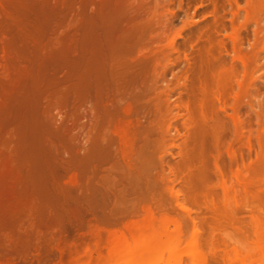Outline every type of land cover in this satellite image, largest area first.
<instances>
[{"label":"bare ground","instance_id":"6f19581e","mask_svg":"<svg viewBox=\"0 0 264 264\" xmlns=\"http://www.w3.org/2000/svg\"><path fill=\"white\" fill-rule=\"evenodd\" d=\"M162 4L166 5L160 0L152 4L149 0H0V261L11 264L35 250L43 256L30 264H47L54 251H58L57 264H74L79 257L77 264H185L184 251L154 250L160 226L167 227L169 214L175 211L168 206L171 175L197 166L196 172L186 173L184 189L174 193L176 205L186 212L191 208L178 198L191 200L201 185L208 186L212 170L219 175L220 186L216 185L223 190L228 207L259 195L255 183L264 173V99L255 97L256 107L252 105L253 79L246 71L262 49L259 41L242 49L234 46L240 26L225 32L234 41L232 59L243 68L241 77L235 79L232 65L216 55L215 46L220 45L213 44L211 24L209 45L197 48L193 62L186 60L183 67L173 70L177 60L171 56L179 51L175 41L195 22L183 19L168 37L165 30H157L168 27L160 11ZM243 7L249 11L246 15L255 17L260 0H248ZM168 69L172 71L166 78ZM176 90L179 103L172 97ZM245 102L251 106L255 116L251 123L257 127H251L255 133L248 129L243 145L248 156L253 139L258 149L253 150L254 162L237 169L245 177L236 175L244 185L240 196L237 188L225 183L220 154H211L228 133L233 138L225 151L231 161L236 160L232 145L243 136L245 120L239 107ZM180 116L185 132L177 126L172 131V123ZM182 135L178 145L182 159L175 166L167 164L166 170L163 156L169 141ZM220 201L207 206L214 215L221 211L219 222L224 218L226 226L238 227L230 223L226 215L232 212ZM240 205L235 209H242ZM261 208L255 206L258 213H263ZM191 223L185 255L190 264H210L218 249L211 242L214 233L210 244L205 238L203 242V224ZM146 224L151 232L140 236ZM184 228L186 223L174 222L176 243ZM87 234L93 244L87 243L84 249ZM223 236L232 237L227 231ZM259 240L255 244L259 256L253 259L264 264V243ZM104 247L105 255L101 253ZM251 252L228 256L227 261L251 264Z\"/></svg>","mask_w":264,"mask_h":264},{"label":"rangeland","instance_id":"374dc122","mask_svg":"<svg viewBox=\"0 0 264 264\" xmlns=\"http://www.w3.org/2000/svg\"><path fill=\"white\" fill-rule=\"evenodd\" d=\"M160 1H162L163 3L166 4V5L162 4V6H160V9H161L160 11L163 12L162 13L163 15H166V16H163V19L164 20L166 19L165 22H166V27L168 26L167 27L168 29L165 27H159L162 29L158 28L157 30H160V31L165 30L169 34L168 37H170L174 33L173 30L179 29V27L183 23L182 22L183 19L186 18V20H189V21L191 20V21L195 22L193 25H190L189 27L183 29V31H181L182 36L177 38L175 41V46L179 49V51L173 52V54L171 56L172 59L177 60L176 65L173 66V70H178V68L183 67V65H185V63H186V60L189 62H193L194 61L193 58L195 57V53L198 50L197 48H200V49L202 48V50H203L204 47H207L209 45L207 35L211 34V31H210L211 24L214 26V29H215L214 32H212V34L214 35L213 44L214 45L217 44V46L220 45V47H223V48H221L223 50L222 51V50H219L220 47L218 48L215 46V48H217V50H218V51L216 50L217 53L216 52L215 53H216V55L219 56V59L220 58H221L220 60L223 59L225 61V63L228 64V66L232 65L231 67H233V70L235 69L234 72H236V76H237V77L233 76L235 79L241 77L243 68H242L241 63L238 60L232 59L233 58L232 54L234 52L232 44H234V41L231 39V37L229 38V36H225L224 35L225 32L230 33L231 31H233V29L234 30L236 28L238 29L240 26L239 37H238V40L237 39L235 40L236 43L234 44V46L235 45H236V47L240 46L242 49H246V48L250 47L252 43L259 41L258 47L259 48L262 47V49H259V52H258L257 58H256L257 60H255V64L252 65V68L250 67L251 70L249 68L246 70L248 73H250V76L253 79V88H251V92H250L251 95L253 96L251 103L253 106L256 107L257 99L255 97H259V98L264 99V46H263L264 45V0H260V8L261 9L259 10V13H258L260 16L257 14L255 16L257 19L254 17V15L251 16L252 15L251 13H253L251 10H250L251 15L248 16L249 11H246L244 9L245 7H243V5L245 6V2L247 3L248 0H201V2H200V0H180V1L179 0H170L169 2L168 1L165 2L163 0H160ZM199 3H201L200 6H198ZM149 4H152V0H149ZM167 9H169V10L167 11ZM246 13H248V14L246 15ZM0 15H1V13H0ZM233 18H235L236 20ZM235 21H236V23H235ZM169 24H172V26H170ZM237 24H239V25H237ZM241 27H243V28H241ZM197 35H199L200 38ZM163 42L165 43V40H163ZM163 42H161V43L163 44ZM191 45H192V48L190 47ZM236 47H235V49H236ZM224 49H227L226 53L228 52V54H225ZM183 54H185V56ZM179 66H181V67H179ZM171 71H172V69H168L166 71V73H165L166 78L170 77ZM182 80L183 79L181 78V81ZM180 90H181V95L185 99L186 88L183 87ZM172 95H173L172 97H175L176 103H179L180 94H179L178 90L173 92ZM176 111H178L179 113L184 112L183 109H176ZM227 112H231V108H227ZM262 112H264V104H263ZM239 115L245 120L244 121L245 123L243 125V136H242L241 140L233 143V145H232L233 150H235V152H236V160L233 159V161H231V159L229 158V156H227V153L225 151L227 143L229 141H231L230 139L233 138L232 134H229V135H231L230 137L228 136L227 131H226L227 134L224 137H222L217 148L214 149V150H218L219 152L212 150L213 152L211 155L215 156L217 153L220 154V156L217 155L219 158L218 162L222 167L223 177L225 179L226 185L229 187L232 185L233 187H235L239 190L238 193L239 192L241 193V191L244 189V185L242 183H240L241 181L239 182V179H242L245 177H243L241 174H238L237 169H241L243 165H246L247 163H249V161L252 162L254 160L255 154L253 152H255V151H253V150H254V147H255V149H258V146H257L258 143H257V141H255V139H253L254 141L252 140L254 142L253 143V149L251 151L252 153H250L251 155L249 154V156H248V151H247L246 146L243 145V141L245 140V135L247 134L248 129H250L251 127H253V128L257 127V124L255 122L251 123V120L254 121L255 116H254L252 109H251V106L248 102L247 103L245 102V103L240 105ZM185 117H186V115L184 114V118ZM184 118H182V116H180L177 120H175L172 123L171 130L173 131V126H177L179 128L180 132H185V128H184V124H183ZM225 118H227V117H225ZM253 128H251V132L253 131L252 133H255L254 132L255 130H253ZM183 139H184V136L182 135L181 137L177 138L174 141H171V140L169 141L170 144L167 147L168 153H166L163 156V163L166 165L165 166L166 170H168L167 164L170 166H173V165L175 166V163H179L180 159H182L181 158L182 156L179 153L178 145L183 141ZM209 153H211V152H209ZM212 156H211V159H212ZM209 157H210V154H209ZM250 164H252V163H250ZM196 167L197 166H195V165L192 166L191 170L190 169L185 170L184 171L185 173L182 172V175L178 174L175 177L172 175L170 176V178L172 179V184H171L170 192L168 194V206L170 205L169 207H171V208L173 207L172 209H174L175 211L170 212L169 223H168L167 227H164V225L160 224L161 226L159 229H160L161 233L159 234V236L156 239L154 250L156 252L161 251L164 253H166L167 250H169V249L170 250H177L180 252L184 251L182 263L190 264L188 256L185 255V251L187 252V250H189L190 244L188 246V243H189L188 241L191 238L190 236L192 234V227H191L192 223H191V221L195 220L196 222H201L203 224V227L205 229L204 230L205 234H206V236L208 235L207 237H205V234L203 232V235H204V237L202 235V241L203 242H204L203 238H205V242H208V243L211 241L212 237H213L212 238L213 240L216 238L215 241H217V242H215L213 240L211 242L215 243L214 244L215 246L213 245V247L218 248V249L217 250L215 248H214L215 250L213 249L215 251V257H213V259H211L209 261L210 264H212V263L213 264H229L230 261L229 262L227 261L228 256L234 257L235 254H237V253L238 254L239 253L245 254L249 251L250 252L252 251L251 253H254L252 256V261L250 263L251 264H257L258 263L259 264V262H256L253 259V257L257 258V256H259L257 251H256V249H257L256 247L258 246L257 241L260 239V240H263L262 242L264 243V239H263L264 238V211L260 210L263 213H258L257 209H255V206H256V208H259V209L261 208V206L262 207L264 206L263 205L264 204V173L259 176V179L255 183V188L257 189L256 191H258L259 195H256L255 197H251V198L248 197V199L245 200L246 204L243 203L244 200L243 201L241 200L242 203L244 204V207H243V204H241L242 209L240 207V209L236 210L238 208V206L240 205L239 199H241L240 198L241 194L239 193L240 196L238 197L239 199L237 202V204H239V205H235V204L231 203L234 206L230 205L231 207L230 206L228 207L225 204L226 201H225L224 196H223L224 194L222 195L223 197L221 196V193H223V190L221 189V187H219L220 186L219 185V178H218L219 175H216V172L214 173V170L209 171L210 175L206 179L208 181H207V183L205 182L208 186H204V184L201 185L200 190H197L198 194L192 196L191 200H184L182 195L178 198V202H180V203L183 202L188 207L191 208L190 212H186V211L180 209L178 207V205H176L174 193L176 190H180V188L184 189V187L186 186V184H185L186 180L185 179L188 177L187 174H189L191 171H192V173L196 172ZM211 169H213V168H211ZM211 169H209V170H211ZM186 171H188V172H186ZM185 175L187 177H185ZM236 175H239L240 178L238 179V177H236ZM217 183L219 186L216 185ZM221 197H222V200L224 201V203H223V201L222 202L220 201ZM211 199H213V200H211ZM216 201H220L221 206L223 205L224 207L223 206L222 207L226 208V210H228L229 213L232 212V215L229 214V217H228V215H226V216L229 219L231 218L230 223L233 221L235 223L234 225L238 226V227H236L237 229L235 227L232 228L233 227L232 224H231L232 227H229V226H226V224H223V223H226V220L224 221V218H222L225 215H223L221 217L222 223H221V221L219 222V220H220L219 216L221 215V213H220L221 211L218 210L219 212H217V215H214L216 212L211 211L212 209L210 210V208H208V206L210 207V205H211L209 202L215 203ZM217 203L219 204V202H217ZM205 204H206V207H205ZM218 204H217V206H218ZM245 205L251 206L252 209L254 208L255 209V210L253 209L254 212L255 211L257 212V213L255 212V214H258V216L256 215L257 216L256 217L254 215L253 210L250 209L249 206H247L248 210H247V207L245 209ZM235 206H237L236 209H235ZM220 208L221 207H219V209ZM232 208L236 211V213ZM261 209H263V208H261ZM223 211H225V210L222 209V212ZM249 211H251V214H253L255 219L253 218V216H251ZM213 212H214V214H213ZM228 212H226V213H228ZM216 216H218V217H216ZM233 218L235 221L233 220ZM212 219L213 220L217 219L218 222L216 220V223H214L215 220L213 221ZM174 222H181L183 224L186 223V228H184L183 235L181 237V240L178 243H176L173 240ZM215 224H217V225H215ZM227 224H229V223L227 222ZM206 225H208V228ZM224 226H226V228H223ZM211 227H212V229H211ZM228 227H229V229H228ZM209 231H210V233H209ZM220 231H222V232H220ZM225 231H227L229 233V235H232V237H234L236 234L237 235L239 234V235L238 236L236 235L235 237H237V238H234V239L232 237H230V239H228V237L225 239V237L223 236V234L225 235ZM150 232H151V227L149 224H146V226L144 225V227H142L139 234H141L140 236L145 237V236H148L150 234ZM167 232L169 233V235H167L168 234ZM259 232H261V233H259ZM73 233L74 232L71 230L69 235L72 236ZM213 233H214V235H212ZM221 233H222V235H221ZM211 235H212V237H211ZM128 237L130 239L129 235H128ZM91 238L92 237H90L88 234L85 235V237H83V240L85 242L82 243V247L84 245V247H83L84 249L87 247V246L85 247V245L87 243H88L87 245L90 244V247H91V244H93V242H92L93 239H91ZM103 238H102V241L100 240L101 243L104 242ZM233 240H241L240 242H244V240H246L248 242H246L247 244L245 243L246 245H244V243L239 244L238 243L239 241L236 243ZM208 243H207V245L209 246L210 243L209 244ZM218 244H220V245H218ZM255 244L257 246H255ZM203 245H204L203 247H205L206 244H203ZM234 245H235L234 248L238 247L239 249L237 248L238 250L237 249L235 250L233 248ZM247 245H248V247H247ZM252 246L255 248V250L253 249ZM82 247L80 249H82ZM210 247L211 246H209L208 248L210 249ZM249 248H250V250H249ZM84 249L80 250L78 253L81 254L82 251H84ZM205 249H204L205 251H209V249H207L206 247H205ZM235 251H236V253H235ZM35 252L38 253V251L32 250L30 253V256L26 257V259H24V258L19 259L16 257L15 258L16 260H13L14 262H12L11 264H30L29 263L30 260L32 261V263H34V261H36L40 255L43 256L42 254H37ZM55 252L57 253L58 251H54V255H52V256H54L56 259L54 257H52L51 255H49L48 258H49L50 262L48 260L47 264L48 263L49 264H54V263L57 264L56 262L58 260L57 259L58 253L56 254ZM106 252H107V248L104 247L101 250V253L103 255H105ZM55 255H57V256H55ZM64 256H66V257H64ZM92 256L95 257L96 253H93ZM63 257L65 259L68 258L67 252L63 253ZM223 258H225V259L223 260ZM81 259H82V257H79V259H78L79 261L75 262L74 264L79 263L81 261ZM231 262H233V264H241L238 259H235V261L233 260ZM101 263L103 264V261ZM101 263H98V264H101ZM0 264H8V261L5 259H1Z\"/></svg>","mask_w":264,"mask_h":264}]
</instances>
